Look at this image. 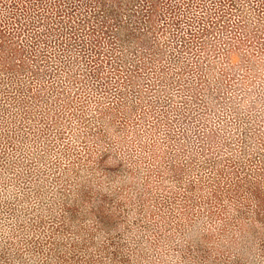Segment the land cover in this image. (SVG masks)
Masks as SVG:
<instances>
[{"label":"rangeland","instance_id":"1","mask_svg":"<svg viewBox=\"0 0 264 264\" xmlns=\"http://www.w3.org/2000/svg\"><path fill=\"white\" fill-rule=\"evenodd\" d=\"M0 264H264V0H0Z\"/></svg>","mask_w":264,"mask_h":264}]
</instances>
